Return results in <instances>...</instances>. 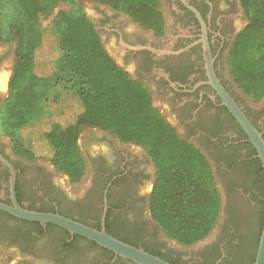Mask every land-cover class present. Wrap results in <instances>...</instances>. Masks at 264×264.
<instances>
[{"label":"flooded vegetation","instance_id":"1","mask_svg":"<svg viewBox=\"0 0 264 264\" xmlns=\"http://www.w3.org/2000/svg\"><path fill=\"white\" fill-rule=\"evenodd\" d=\"M89 2L87 18L118 71L141 85L179 138L208 161L220 196L216 224L188 245L163 230L151 210L157 166L144 143L84 126L78 143L85 173L74 181L50 158L26 153L4 129L1 114L0 203L105 227L173 264H255L264 228V166L225 103V96L232 98L264 138V96L248 95L231 73L234 44L250 22L244 0H154L157 18ZM16 45L0 43V109L10 96ZM0 264L140 263L0 207Z\"/></svg>","mask_w":264,"mask_h":264},{"label":"trees","instance_id":"2","mask_svg":"<svg viewBox=\"0 0 264 264\" xmlns=\"http://www.w3.org/2000/svg\"><path fill=\"white\" fill-rule=\"evenodd\" d=\"M109 3L135 17L152 14L154 0H94ZM78 0H0V43L16 41L10 96L0 109L4 129L15 131L45 115L44 101L61 86L78 97L82 110L63 124L53 122L41 137L38 151L19 146L29 155L50 158L60 171L80 181L85 160L78 138L84 126H99L125 140L144 143L152 154L157 176L151 210L163 230L181 244L209 235L219 214V192L211 167L192 144L182 140L152 106L148 93L118 71L102 47L82 6L76 15L58 11L54 30L44 24L45 12ZM249 24L231 53V73L251 97L264 96V0H244ZM54 51L52 68L40 69L38 51ZM256 48V49H255ZM257 55L253 56V51Z\"/></svg>","mask_w":264,"mask_h":264},{"label":"water","instance_id":"3","mask_svg":"<svg viewBox=\"0 0 264 264\" xmlns=\"http://www.w3.org/2000/svg\"><path fill=\"white\" fill-rule=\"evenodd\" d=\"M225 103L229 106L234 116L240 122L246 133L248 134L252 143L256 146L258 154L262 159L264 166V138L262 134L252 125L244 112L237 106L232 98L225 96ZM0 207L8 210L9 212L19 215L21 217L41 221L51 222L62 226L72 233H77L88 238L95 240L103 246L109 248L117 254L124 257L133 259L140 264H173L166 261L158 256H155L141 248H137L130 244L120 241L111 234H109L104 227L103 229H96L71 218L65 217L58 213H42V212H31L24 210L17 203L15 207H8L0 203ZM255 264H264V228L261 235L259 244L258 254Z\"/></svg>","mask_w":264,"mask_h":264},{"label":"rangeland","instance_id":"4","mask_svg":"<svg viewBox=\"0 0 264 264\" xmlns=\"http://www.w3.org/2000/svg\"><path fill=\"white\" fill-rule=\"evenodd\" d=\"M43 3V0H40ZM78 4L73 3H62L54 10L45 12L43 18L44 24L49 26L50 32H58L54 30L55 17L58 11L65 12L68 15L74 16L78 12V6H82L84 12L86 9L90 8L89 0H78ZM1 48V47H0ZM256 49V48H255ZM253 56L257 55V51H253ZM55 55L54 51H50L46 47L41 48L38 51V62L40 69L52 68V65L48 63V60L53 58ZM48 97L44 101L45 115L41 117L36 123L26 125L15 131V138L19 139L23 145L32 149L33 151H38L41 148L39 142L41 140L43 132L48 129V127L53 122H61L63 124L70 121L73 114L82 110V105L78 100V97L73 93L65 92L61 86L49 92Z\"/></svg>","mask_w":264,"mask_h":264}]
</instances>
